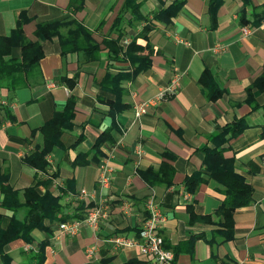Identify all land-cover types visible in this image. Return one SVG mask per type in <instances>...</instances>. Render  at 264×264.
Returning a JSON list of instances; mask_svg holds the SVG:
<instances>
[{"label": "crops", "instance_id": "obj_1", "mask_svg": "<svg viewBox=\"0 0 264 264\" xmlns=\"http://www.w3.org/2000/svg\"><path fill=\"white\" fill-rule=\"evenodd\" d=\"M136 1L150 19L170 7L173 14L169 22L154 21L148 40L138 39L140 45H150L151 65L122 81L121 99L128 108L115 121L102 101L115 95L103 91L101 81L107 72L131 74L133 67L125 61L110 65L107 50L99 52L94 62L83 53L62 56L59 38L54 37L42 43L45 56L30 85L12 91L13 83L0 81V171L19 191L43 180L26 157L43 149L41 128L66 109L69 99L75 100L72 130L61 136L63 146L47 155L50 169L59 173L48 190L60 196L68 220L47 222L50 232L33 230L32 243L23 239L9 243L0 254V264H147L137 248L116 249L110 239L138 235L153 191L168 218L162 230L166 248L175 253L184 244L174 264H264V92L252 88L264 73V0H250L247 6L241 0H223L215 22L209 0ZM70 2L0 0V39L12 35L22 14L23 30L31 41L37 40L39 25L72 19L91 30L99 42L118 38L112 27L123 14L125 0H85L76 10L69 8ZM144 26L128 27L122 44L132 42ZM244 28L251 33L245 35ZM11 57L21 58V48H13ZM207 73L205 85L201 79ZM175 77H180L177 92L157 100ZM67 80L75 85L71 88ZM213 82L216 99L207 89ZM250 88L258 107L248 102ZM142 103L149 106L137 117ZM239 121L246 128L236 135L233 129ZM106 133L110 140L96 147ZM211 153L230 160L254 190L253 202L235 211L234 237L229 241L217 234L224 230L216 214L226 196L208 171L216 163L212 157L207 165ZM163 166L174 170L172 184L151 187L141 172ZM104 167L111 170L107 189L98 185ZM195 174L199 177L189 191L186 179ZM38 190L44 193L46 188ZM83 202L106 206L108 216L97 232L82 225L74 236L64 233L60 225L77 220ZM0 213L7 217L4 228L13 212L0 209ZM90 247H96L91 259Z\"/></svg>", "mask_w": 264, "mask_h": 264}, {"label": "trees", "instance_id": "obj_2", "mask_svg": "<svg viewBox=\"0 0 264 264\" xmlns=\"http://www.w3.org/2000/svg\"><path fill=\"white\" fill-rule=\"evenodd\" d=\"M84 1L85 0H71L69 8L75 10L80 9ZM241 1L245 6L250 4V0ZM209 3L210 12L215 22V16L223 0H209ZM180 4L181 2L173 4V9ZM123 8V14L117 17L112 27L114 31L119 33L118 38L116 40L104 39L102 42L97 40L91 30L75 19L64 22L59 21L41 24L36 32L37 40L31 41L26 37L23 30V23L26 20H24L25 15L22 14L12 35L0 39V81L6 80L13 83L14 87L9 88L12 91L30 85L31 81L29 80L31 77H37L41 60L45 56L42 43L54 37L59 38L62 56H66L69 53H83L87 61L94 62L98 61L99 52L107 50V60L110 65L113 64V62L125 61L130 63L133 67L131 74H124L122 72L113 74L107 72L101 81L103 91L115 95L114 99H102L109 107L107 114L115 121L116 115L128 108L121 99L124 94V89L121 88L122 81L133 78L135 75L150 68L151 65V47L149 44L145 47L140 45L138 39L142 38L148 40L150 33L155 28L154 21L157 22L161 20L169 22L173 14V10L170 7L155 13L153 19H150L148 15L142 13L141 6L136 0H125ZM136 23H145L142 33L136 36L127 46L123 45L122 40L125 37L126 29L128 27L133 28ZM255 24H257V22H255ZM64 28H69L67 34L61 32ZM15 47L21 48V58L11 57V50ZM146 50L149 51L148 54H144ZM208 80L209 75L207 73L202 77L201 82L207 85ZM67 82L70 84L71 88L75 85V81L67 80ZM215 85L216 84L213 82L211 87H207L209 97L212 99H216L218 94L217 91H215L217 90ZM252 88H256L257 92H264V73L255 82ZM248 94V102L253 104V107H258V104L255 105L253 103L256 95L252 92L251 88L248 90ZM74 117L75 100L71 98L67 103L66 109L63 112H57L54 118L41 128V132L45 138L43 149L36 150L26 157V162L43 175V180L37 181L35 186L27 188L24 191H19L10 185L8 174L0 171V192L3 196V198L0 199V209L13 212V216L8 217L9 222L4 228L2 224L7 217L0 213L1 255H4V247L15 240L23 239L26 242L32 243L33 239L31 233L35 229L50 232L51 227L47 222L62 223L68 220V217L62 214L63 207L60 204V196H54L48 190V187L53 181L58 179L59 173L56 169L51 173L49 172L52 166H50L47 160V155L55 147L63 146L61 136L64 132L72 130ZM245 128L246 125L244 121H239L233 130L236 131L237 135ZM227 130H230V128H227ZM107 133L101 135L96 147H99L104 141L110 140ZM221 137V135L218 136V138ZM212 157L216 158V163L214 166H209L208 171H210L211 178L224 188V194L226 196L216 214L220 219L219 225H221L224 230H222L223 232H217V234L222 235L225 241H229L234 237L233 217L235 211L253 202L254 190L244 177L235 172L231 161L224 158L220 153L209 154L207 157V165ZM141 175L151 187L160 184L170 186L173 181L174 170L169 166H163L159 170L148 169L142 171ZM198 177L199 175L195 174L186 179L185 184L189 191L193 190ZM40 186L46 188L44 193L38 190ZM93 208L92 203L87 204L83 202L79 207L80 210L76 214L77 220H84L86 215ZM44 245L45 243H43V246ZM184 250L183 244L176 248L175 255H177L176 252Z\"/></svg>", "mask_w": 264, "mask_h": 264}, {"label": "built area", "instance_id": "obj_3", "mask_svg": "<svg viewBox=\"0 0 264 264\" xmlns=\"http://www.w3.org/2000/svg\"><path fill=\"white\" fill-rule=\"evenodd\" d=\"M243 33L248 35L251 33L249 28H244ZM180 87V77H175L171 84L164 90H162L157 100H163L168 95H173ZM150 103V102H149ZM148 103L140 104L136 109V116L140 117L145 114ZM49 164L51 165V159L47 157ZM55 169H50V173ZM111 170L104 167L102 168L99 176L98 185L103 189L109 188L111 185ZM87 195L85 190L81 191L80 196ZM129 205L124 204V210L128 211ZM106 206L94 207L85 217L84 220H74L69 223H63L60 225V229L71 236L76 235L82 225L91 227L95 232L100 228V224L108 216ZM147 218L142 225L139 234L134 238L115 236L110 239V242L116 249H123L126 247L137 248L141 255L147 258V264H174L175 253L173 250L166 248L162 230L167 223V216L163 212L161 205L157 201L156 193L153 191L146 203ZM96 253V247H90L87 249V256L91 259Z\"/></svg>", "mask_w": 264, "mask_h": 264}]
</instances>
